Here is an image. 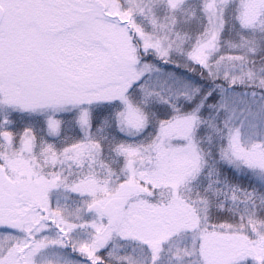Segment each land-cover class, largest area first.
<instances>
[{
    "label": "snow or ice",
    "instance_id": "obj_1",
    "mask_svg": "<svg viewBox=\"0 0 264 264\" xmlns=\"http://www.w3.org/2000/svg\"><path fill=\"white\" fill-rule=\"evenodd\" d=\"M0 264H264V0H0Z\"/></svg>",
    "mask_w": 264,
    "mask_h": 264
}]
</instances>
